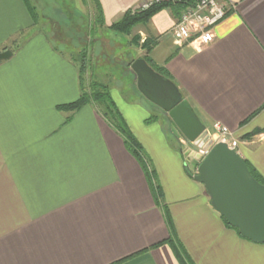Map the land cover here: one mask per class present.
Wrapping results in <instances>:
<instances>
[{
  "label": "crops",
  "instance_id": "obj_1",
  "mask_svg": "<svg viewBox=\"0 0 264 264\" xmlns=\"http://www.w3.org/2000/svg\"><path fill=\"white\" fill-rule=\"evenodd\" d=\"M99 1L112 24L144 0ZM222 3L229 11L207 45L172 35L176 8L138 30L157 41L151 58L206 128L227 126L264 179V0ZM5 49L13 56L0 62V264H181L164 243L165 209L195 264H264V243L226 225L165 126L140 123L139 135L117 105L151 159L158 204L140 162L94 105L58 109L80 96L78 67L34 25L24 0H0Z\"/></svg>",
  "mask_w": 264,
  "mask_h": 264
},
{
  "label": "rangeland",
  "instance_id": "obj_2",
  "mask_svg": "<svg viewBox=\"0 0 264 264\" xmlns=\"http://www.w3.org/2000/svg\"><path fill=\"white\" fill-rule=\"evenodd\" d=\"M149 1L151 0H144L137 8L148 9L150 6L147 8L145 5L149 4ZM32 3L38 13V28L46 31L73 60L80 61L82 56L86 57L88 64L85 74L86 90L90 89L93 82L109 87L116 105L130 117L138 133L140 132L137 127L140 123L150 128L165 126L166 133L177 150H182L189 160L193 151H187V145L182 143L186 138L172 121L169 113L148 100L138 89L137 77L131 65L136 59L144 58L146 54L145 49L141 47L145 40L138 30L142 25L136 26L131 35L110 30L112 24L99 26L95 22L94 4L89 0L84 2L83 0H32ZM136 37L140 39L139 47L132 44ZM19 38L18 36L16 40ZM159 51L160 49L157 55ZM180 91L186 98L181 89ZM145 154L148 162H151L146 151ZM190 162H193L191 168L193 167V172L196 174L199 161L193 159Z\"/></svg>",
  "mask_w": 264,
  "mask_h": 264
},
{
  "label": "water",
  "instance_id": "obj_3",
  "mask_svg": "<svg viewBox=\"0 0 264 264\" xmlns=\"http://www.w3.org/2000/svg\"><path fill=\"white\" fill-rule=\"evenodd\" d=\"M12 56L11 49L0 51V62ZM131 68L140 92L169 113L186 139L209 151L203 158L192 152L189 160L199 161L194 179L204 185L215 210L244 238L264 243V184L236 150L225 142L213 144L206 126L172 80L158 73L144 58L136 59Z\"/></svg>",
  "mask_w": 264,
  "mask_h": 264
},
{
  "label": "trees",
  "instance_id": "obj_4",
  "mask_svg": "<svg viewBox=\"0 0 264 264\" xmlns=\"http://www.w3.org/2000/svg\"><path fill=\"white\" fill-rule=\"evenodd\" d=\"M88 1V0H83ZM94 4L95 9V22L99 26H104L106 24L104 10L99 0H89ZM32 18L34 21V25L38 24V13L37 10L32 3V0H24ZM193 2V0H192ZM176 8L177 12L180 13L181 10L185 7L183 3L173 4V3H156L150 6L146 10H142L141 8H137L135 10H127L123 16L116 22H113L109 27L110 30L114 32H118L123 35H131L132 30L139 25H146L154 15L163 10L164 8ZM48 37H50L48 35ZM134 38L132 44L139 47L140 39L139 37ZM17 42V40L15 41ZM157 45V41L155 39H145L141 47L145 49L146 54L143 56L145 60L148 62L150 66H152L158 73L163 75L164 77L172 80L177 86V82L175 81L172 74L167 70L166 67L158 65L150 56L151 51ZM19 46V44L17 45ZM79 71V81H80V96L79 98L71 103L62 104L58 106L59 110L76 112L80 110L83 106L87 104H92L96 107V109L105 117V119L112 125V127L122 136L125 146L128 151L134 155L137 160L140 162L142 168L146 172V175L149 179L150 185L153 189L155 200L158 204H160L163 200V189L161 186L156 183V175L154 169L150 167L147 156L145 154V150L139 140L136 138L132 130L129 128L126 120L124 119L122 113L118 109L115 101L112 98L111 91L109 87L103 85L99 82H93L90 86L89 90H86L85 87V74L88 69V64L86 62V57L82 56L80 61L73 60ZM71 118L68 117L66 121H69ZM247 162V161H246ZM252 174L258 179L261 183L264 184L263 177L251 167V165L247 162ZM166 219L168 225L171 229L170 237L164 242L173 249L177 258L181 262V264H195L183 246L182 242L178 238L175 233L174 225L171 219V216L167 209H165ZM226 225L234 230H236L240 235V231L237 228L230 226L227 221ZM242 236V235H241ZM243 237V236H242Z\"/></svg>",
  "mask_w": 264,
  "mask_h": 264
},
{
  "label": "built area",
  "instance_id": "obj_5",
  "mask_svg": "<svg viewBox=\"0 0 264 264\" xmlns=\"http://www.w3.org/2000/svg\"><path fill=\"white\" fill-rule=\"evenodd\" d=\"M149 2L145 7L148 8L154 3H183L185 7L181 11L178 22L172 28V34L182 42L197 38L201 45H207L215 39L214 28L229 11V7L222 3V0H193V2L192 0H151ZM206 130L213 144L225 142L237 151L239 142L227 126L221 122H215L211 129L206 128ZM182 143L187 145L188 152L199 153L202 158L209 152L194 145L188 139Z\"/></svg>",
  "mask_w": 264,
  "mask_h": 264
}]
</instances>
